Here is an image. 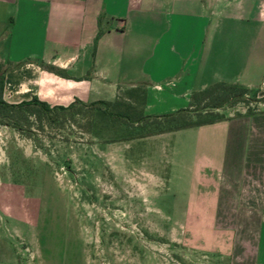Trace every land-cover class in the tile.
<instances>
[{
    "label": "crops",
    "instance_id": "0c3cea01",
    "mask_svg": "<svg viewBox=\"0 0 264 264\" xmlns=\"http://www.w3.org/2000/svg\"><path fill=\"white\" fill-rule=\"evenodd\" d=\"M251 64H264V0H0L8 104L114 102L139 89L143 116H159L216 83L264 89V69ZM129 142L156 146L179 169L186 162L182 198L180 186L162 217L183 225L196 249L264 264V112ZM0 183V264H72L21 234L16 251L8 226L31 218L18 191Z\"/></svg>",
    "mask_w": 264,
    "mask_h": 264
},
{
    "label": "rangeland",
    "instance_id": "374dc122",
    "mask_svg": "<svg viewBox=\"0 0 264 264\" xmlns=\"http://www.w3.org/2000/svg\"><path fill=\"white\" fill-rule=\"evenodd\" d=\"M263 94L259 89L257 98ZM262 112L255 102L218 110L225 119ZM84 118L32 117L21 131L0 125V181L18 191L31 218L30 225L8 226L16 251L25 249L13 236L21 234L56 262L81 264L82 254L88 264H229L196 249L183 225L162 217L180 186L182 198L186 162L179 169L156 146L112 142L110 123L89 126Z\"/></svg>",
    "mask_w": 264,
    "mask_h": 264
},
{
    "label": "trees",
    "instance_id": "16d2710c",
    "mask_svg": "<svg viewBox=\"0 0 264 264\" xmlns=\"http://www.w3.org/2000/svg\"><path fill=\"white\" fill-rule=\"evenodd\" d=\"M101 33H97L96 39ZM3 76L4 69L0 65V125L21 131L22 124L32 117L38 120L45 118L50 122H57L59 118H65V115L71 120L85 117L89 126L97 121L110 123L108 125L114 129L110 135L112 142H129L221 121L225 118L218 110L238 103L247 107L251 102L264 104V94L257 98L258 90L252 92L250 89L225 83H216L193 92L189 106L185 109L152 117L142 114L145 100L140 90L128 91L124 97L114 102H74L67 107H50L37 98L19 104H8L2 98Z\"/></svg>",
    "mask_w": 264,
    "mask_h": 264
}]
</instances>
